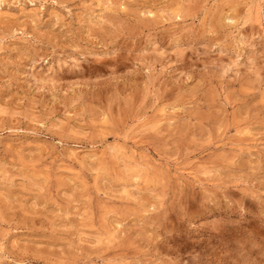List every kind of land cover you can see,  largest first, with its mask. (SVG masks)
Wrapping results in <instances>:
<instances>
[{
  "label": "rangeland",
  "instance_id": "374dc122",
  "mask_svg": "<svg viewBox=\"0 0 264 264\" xmlns=\"http://www.w3.org/2000/svg\"><path fill=\"white\" fill-rule=\"evenodd\" d=\"M0 264H264V0H0Z\"/></svg>",
  "mask_w": 264,
  "mask_h": 264
}]
</instances>
